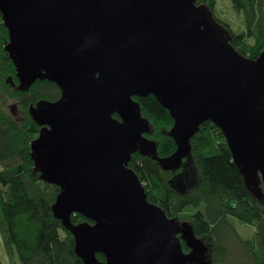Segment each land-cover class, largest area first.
<instances>
[{"label":"water","instance_id":"95a60500","mask_svg":"<svg viewBox=\"0 0 264 264\" xmlns=\"http://www.w3.org/2000/svg\"><path fill=\"white\" fill-rule=\"evenodd\" d=\"M0 14L20 89L49 80L61 90L29 108L41 127L31 157L40 178L60 188L52 212L76 255L84 264H209V246L148 200L129 162L140 153L179 170L211 121L263 200L264 51L238 52L197 0H0ZM148 95L173 119L171 156L158 157L147 137L135 97ZM75 214L91 222L74 223Z\"/></svg>","mask_w":264,"mask_h":264},{"label":"trees","instance_id":"16d2710c","mask_svg":"<svg viewBox=\"0 0 264 264\" xmlns=\"http://www.w3.org/2000/svg\"><path fill=\"white\" fill-rule=\"evenodd\" d=\"M197 2L206 4L229 30L231 44L242 55L256 59L264 51V0H230L234 13L242 15V28L236 31L217 15L219 0ZM1 19L0 14V235L9 264H84L75 253L72 233L52 212L60 188L40 178L31 157V144L41 127L29 108L40 100L56 101L61 90L49 80L20 89L15 64L5 49L9 37ZM135 100L150 122L147 136L156 142L158 157L171 156L176 144L168 134L173 126L169 111L154 95ZM11 103L21 109L20 118L8 111ZM189 157L195 178L184 190L175 186L174 178L185 163L179 170L167 171L152 156L135 153L129 167L150 202L176 221H185L187 214L195 236L212 240L206 244L209 264H264V183L261 200L248 189L224 135L211 121L204 122L191 139ZM72 221L89 220L75 214ZM97 257L105 260L102 254Z\"/></svg>","mask_w":264,"mask_h":264},{"label":"rangeland","instance_id":"374dc122","mask_svg":"<svg viewBox=\"0 0 264 264\" xmlns=\"http://www.w3.org/2000/svg\"><path fill=\"white\" fill-rule=\"evenodd\" d=\"M219 2H220L219 8H218L219 13H217V15L221 19L226 20L230 24V27H232L235 31L242 28V15L234 13V9L232 7L230 0H219ZM8 111L10 112L11 115H16L19 118H20V115L22 114L21 109H19L18 105L14 103H11L10 107L8 108ZM189 158L190 157H187L184 159L183 164L185 163V168L183 169V171L178 173L174 178V184L176 187H178L179 190L186 189L188 185L194 182L195 168L190 166L188 162L190 160ZM186 176H188V178H186ZM180 181H186V183L179 185L178 182ZM186 217H187V214L183 215L182 219H185V221H187ZM246 232H249V231H246ZM211 241H212L211 239H206V241L204 240V242L208 244L209 246L211 244ZM184 247L186 246L184 245ZM185 250H184L185 252H189V249L188 250L185 249ZM0 256L2 258L3 264H9V260H8V257L5 251V247H4L1 235H0ZM207 258H209L208 255H207ZM207 258L206 260L208 261Z\"/></svg>","mask_w":264,"mask_h":264},{"label":"flooded vegetation","instance_id":"af4514ba","mask_svg":"<svg viewBox=\"0 0 264 264\" xmlns=\"http://www.w3.org/2000/svg\"><path fill=\"white\" fill-rule=\"evenodd\" d=\"M2 20V19H1ZM3 23V22H2Z\"/></svg>","mask_w":264,"mask_h":264}]
</instances>
